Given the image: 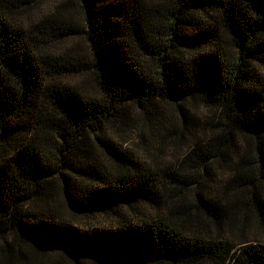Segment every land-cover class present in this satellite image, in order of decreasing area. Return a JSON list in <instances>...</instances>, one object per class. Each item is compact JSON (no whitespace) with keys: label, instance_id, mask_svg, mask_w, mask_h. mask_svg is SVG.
Wrapping results in <instances>:
<instances>
[{"label":"trees","instance_id":"16d2710c","mask_svg":"<svg viewBox=\"0 0 264 264\" xmlns=\"http://www.w3.org/2000/svg\"><path fill=\"white\" fill-rule=\"evenodd\" d=\"M37 1L0 0V264H264V0Z\"/></svg>","mask_w":264,"mask_h":264},{"label":"rangeland","instance_id":"374dc122","mask_svg":"<svg viewBox=\"0 0 264 264\" xmlns=\"http://www.w3.org/2000/svg\"><path fill=\"white\" fill-rule=\"evenodd\" d=\"M68 3L70 4L69 10L63 13L64 18H67L69 21L73 22L75 25L79 24L81 22V11H80V7L78 5L77 0H39V1H37V3L35 4V6L32 9H25V10L23 9L20 12H17L16 15L14 16V18H15L17 23H19L20 25H23L24 27H27L28 23L31 20L37 19V18L45 16V15H49L53 11H55V10H53V8H58V6H60V5L65 6ZM53 46H54L53 50L55 51V53L68 55L70 58L75 56V55L85 57V55L87 53L86 42H85L84 38L79 34H78V36H75L71 39L61 41V42H59ZM74 58H72V61H74ZM198 115L201 118V122H200V127H201L203 125L202 123H204L206 121V119H205L206 114L204 115L203 113L199 112ZM145 134L147 137V143H143V142L139 141L137 139L135 132H131V135L127 134L130 136L129 141H127V145L130 148H133L135 150V152H138V154L140 156H142L143 158H145L147 161L153 160V158L154 159L157 158L161 162H163V161L166 163L170 162L169 160H171L170 158H172V156H170L169 153L162 152L165 149L158 151V148H160V145L163 144L164 141H162L161 138L158 136H154V137L149 136V130L148 129H145ZM145 147H147V148H145ZM173 162L175 164H177V160L174 159ZM217 186H218V183H216V191H217ZM185 198H186V200H185L186 201V208H188L189 211H195L194 210L195 202H194V198H193V191L187 192ZM243 215H244V213L241 216H237L238 217L237 222L240 223V221H242ZM247 220H244V223L246 226H242V225L238 224L237 228L233 227V229L230 228L232 224H228L227 222L224 221L223 222V227H224L223 232L225 235L223 237L231 239V237L233 235V232H232L233 230L237 233L240 232L241 230L245 231V234H247L248 238L249 237L250 238L260 237L259 233L257 231V228L253 224L249 223V221H247ZM223 241H226V240L224 239ZM252 241L264 244L263 239L257 240L255 238V240H252Z\"/></svg>","mask_w":264,"mask_h":264}]
</instances>
